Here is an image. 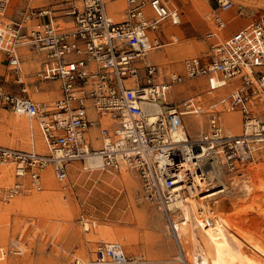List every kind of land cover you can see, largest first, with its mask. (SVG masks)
I'll return each mask as SVG.
<instances>
[{
    "label": "built area",
    "instance_id": "2783aa9c",
    "mask_svg": "<svg viewBox=\"0 0 264 264\" xmlns=\"http://www.w3.org/2000/svg\"><path fill=\"white\" fill-rule=\"evenodd\" d=\"M108 1L71 5L69 21H64L71 26H65L48 9L28 8L20 16H9L10 0H0V66L21 85L18 93L0 81V109L31 123L29 149L0 146V163H12L16 177L11 186L0 187V193L6 200L14 197L24 180L42 190L48 170L65 182L70 163L99 158L103 170L135 172L142 199L168 221L179 210L170 204L179 200L228 201L230 192L220 177L231 187L235 174L244 177L250 163L264 158V111L255 109V99H264V8L241 5L236 13L251 20L227 34L224 13L236 1L207 0L214 2V26L205 34L211 59L201 64L187 58L181 71L147 59L165 44L162 27L168 21L171 26L182 24L181 0H125L120 20L114 19ZM26 46L42 57L38 80L59 86L60 95L51 102L28 94L22 71ZM193 79H203L199 85L207 93L218 92V98L207 103L195 95L180 102L170 98L177 86ZM232 110L242 114L239 135L228 133L224 124V112ZM98 114L117 125L103 124ZM204 114L205 130L196 137L186 133V117ZM96 127L97 137L91 132ZM39 138L47 151L38 149ZM129 260L120 242L108 241L86 264Z\"/></svg>",
    "mask_w": 264,
    "mask_h": 264
},
{
    "label": "rangeland",
    "instance_id": "374dc122",
    "mask_svg": "<svg viewBox=\"0 0 264 264\" xmlns=\"http://www.w3.org/2000/svg\"><path fill=\"white\" fill-rule=\"evenodd\" d=\"M181 1L183 3L181 7L183 11L182 24L176 28V33L173 34L174 37L171 33H168L167 37L163 38L165 46L159 48L163 50L158 52L159 60L156 56H152V53L148 55L147 59L182 71L183 61L187 58L201 64L207 63L211 59V42L205 37V34L214 26L211 19L214 2L201 0L202 3L193 5L191 1ZM80 2L81 0H10L7 14L16 17L20 16L28 8H34L35 10L48 9L52 17L62 22L65 26H71V23L64 22L69 21L67 12L71 5L79 4ZM257 4L258 7H261L264 2L259 0ZM109 8L112 13L116 14V9L110 7V4ZM203 17L205 18L203 19ZM166 25H172L171 21H168ZM167 26L162 27L164 31ZM179 41H183L182 43L185 46L178 57L175 54V47ZM179 58L182 60H178ZM41 66L42 59L39 58L29 68V72H25L26 75H23V79L27 83L28 94L32 98L51 102L57 98L58 91L55 88H52L53 90L46 88V81L38 80L37 72ZM0 81L4 82L10 91L21 92V85L15 82L12 74L8 75L5 65L0 66ZM201 82L205 81L203 79H193L184 85L177 86L171 92L170 98L180 102L189 95H195L204 103L218 98L219 93L205 92V88L199 85ZM230 89L231 86L220 94L226 93ZM256 104H264L263 97L255 99ZM229 112L225 111L223 115L227 132L235 130L233 128L235 126L228 120L227 115ZM231 112L238 114L236 121H238L239 128L236 130L242 133L241 112L239 110H232ZM13 115L9 110L0 109V117L3 119H6V117L10 118ZM190 117H186V124H188ZM196 117L203 122L204 128L202 131H204L207 123L206 115ZM24 118L27 120L26 117ZM96 118L102 120L103 124H109L108 120L103 119V115L100 116L98 114ZM19 130L20 132L16 137L14 135L15 132L9 133V136L12 137V145L10 146L19 149H29L31 144L28 128ZM1 132L2 130H0ZM91 132L97 135L99 128H92ZM199 132L201 131L191 129L189 134L192 137H196ZM24 145L26 147L22 148ZM76 163L84 170V173H92L93 176L98 174V177L104 179L114 177L123 179L125 175H128L134 182L132 190H129L123 184L118 189L113 188L100 180L96 183L89 181L85 186L77 184L71 187L66 184L67 179L65 182H61L65 183L64 188H61L62 186L60 185H55L54 188L47 190L44 186L42 190L38 191L29 186L28 180H24L23 182L26 185L22 191L12 197V201L8 202L7 206L10 208L0 213V253L5 250V254H3L5 258L0 261V264H80L78 262L80 257L84 258L81 259L82 264H86V260L88 262L90 258L94 257L95 251L100 244L108 240L111 235L116 238V234H112L116 233V229L121 230L122 234L128 237V240L124 237L122 245L130 260L124 264H139L137 261L139 259H144L149 264H160V258L165 256L162 255L160 248V238L167 241V247L165 248L168 252L170 254L174 252L173 257L180 258L177 253L178 249L174 235L171 234L168 226H166L168 220L154 206L142 199L141 183L135 172L131 170L108 171L101 168L92 172L91 167L86 162ZM10 164L13 175V164ZM69 165L68 177L71 175ZM253 165H257L256 167H260L261 170L264 169V158L261 162L250 163L247 169L253 167ZM235 178L240 180L244 177H239L235 174ZM261 179L264 180V178ZM15 180L14 176H12V182L9 183L7 181L1 187L11 186ZM13 201L16 202L13 203ZM227 202L223 201L221 203ZM245 202L240 205L241 208H222L219 209V212L227 214L226 217L235 223L242 224L245 228L249 227L252 231L249 230L251 232H248L247 230L249 234L245 232V236L251 237L254 242L264 247V236L263 239L257 240V231L255 230L258 228L254 225L251 227L252 224L245 219L246 217L258 215L259 207L264 212V204H262L264 203V190L258 191ZM256 202L259 203L257 204ZM233 212L234 214H231ZM250 213L253 214L251 215ZM239 214H241L242 218ZM244 216L246 217L244 218ZM84 222H89L90 229H85ZM107 229L109 231L106 232L105 230ZM178 264L182 263L178 261Z\"/></svg>",
    "mask_w": 264,
    "mask_h": 264
},
{
    "label": "bare ground",
    "instance_id": "6f19581e",
    "mask_svg": "<svg viewBox=\"0 0 264 264\" xmlns=\"http://www.w3.org/2000/svg\"><path fill=\"white\" fill-rule=\"evenodd\" d=\"M195 1L200 2L201 0H195ZM108 2H109L108 5L110 4V7H114V9H116L117 7L119 8V9H116V11H120V13L119 14L116 13V16L115 15L113 16H114V19L120 20L122 18V15H123L122 13L124 10V6H122L121 1L120 0H109ZM196 5H198V3ZM204 18L205 17H203V19ZM181 21L183 22L182 19ZM179 42L178 44H176L177 46L175 47L176 48L175 54L178 57H179L180 51H182V49L185 46L182 43L183 41H179ZM39 58L42 59L39 52L30 50L29 47L27 46L24 47V63H22V71L24 73L29 72V68H31L32 64L34 65V62L38 60ZM178 60H181V58H179ZM224 91L225 90H223L222 92ZM215 93H218V92H215ZM255 109L256 111L263 112L264 104H256ZM237 115L238 114L231 112V111L227 115L229 122L233 126H235L233 127L235 130L229 129L230 131H228V133L232 135L241 134L240 132H238V130H236L239 128L238 121H236ZM24 117L23 115H13L10 118L6 117V119L5 118L1 119L0 125L2 126H0V130H2V132L0 133V146H9V147L14 148L13 146H10L12 145L11 143L12 137L9 136V133L15 132L14 135L16 137L17 134L20 132L19 129L23 130L27 127L28 132H29V137H30V124L31 123L28 120V118L26 120ZM103 119L108 120L109 124H111L112 126L117 125L113 119H110L106 116H103ZM203 128H204L203 122L196 116H191L189 118L188 124H185L186 133H189L191 129L202 132ZM95 136L97 137L99 135H95ZM39 141L40 143H38V149L43 152L47 151L44 146L45 144L44 140L42 138H39ZM98 142L99 141L97 139L96 144H98ZM24 147L26 146L24 145L22 148ZM88 165L91 167L92 172L100 168L102 169L101 167L102 162L100 161L99 158L88 160ZM254 165L253 167H249V169H246V172H245L246 175L244 176L243 179L238 180L237 178H235V181L231 187L230 185H228V183L225 180H223L222 177H220L219 182L222 184L224 190L230 192V197L227 203H221L223 201L210 202L209 200H198L197 201V200L190 199L186 201L179 200L177 203L170 204L172 208L174 209L176 208L179 210L176 212L173 219L171 218L169 219L170 222L168 221L166 226H168L171 234H173L172 232V229H173L175 235L179 238V241L183 249V255L179 254L180 255L179 259L176 257H173L174 252L170 254L168 250L165 248L167 247V241L160 238L159 242H160V248L162 250V255H165L163 256V258L162 257L160 258V262H161L160 264H178V261H180L181 263L183 261L186 264H264V247H261L262 245L260 246L259 243L258 245L256 242H254L251 237L248 238L247 236H245V232L248 233V232H251L252 230L249 229L247 225L246 226L248 228H245V226H243L242 224H237L234 221L230 220V218L226 217L227 214L225 215L224 213L219 212V209H222V208H238L243 202L251 198L252 195L256 194L260 190H264V180L261 179V178H264V177H261V176H264L263 174L264 171H262L264 169L261 170L260 167H256L257 165L256 166ZM11 167L12 166L9 162L0 163V187L1 185H4V183L7 181L9 183L12 182V176H14V173L12 175ZM69 168H70L69 171L71 172V175L70 177H68L66 184H69V186L71 187L77 184L80 186H82L83 184L85 186L86 184L89 183V181H92V182L94 181V183H96L98 180L102 181L103 183L107 185H111L113 188L115 187L117 189L121 187L122 184L127 186L129 190H132V187H133L134 182L128 175H125L123 179L117 178V177L110 178V179H104V178L98 177V174H96V176H93L92 173L91 174L84 173V170H82L79 167L78 163L76 162L70 163ZM46 173L47 174L44 177V180H45L44 186L46 187L47 190L54 188L55 185H60L62 186L61 188H64L65 183H61L58 180L56 181V179H54V176L52 175L50 170H48ZM14 178L16 179L15 176ZM195 193L196 191L192 192V194H195ZM12 200L13 198L6 200L5 197L2 195V192L0 193V213L10 208V207L8 208L7 204L9 201H12ZM15 202L16 201H13V203ZM59 203L61 202L59 201ZM246 204L245 206H247ZM231 214H234V212ZM241 214H239L240 217H241ZM245 217L246 216H244V218ZM245 219L250 224H252L251 227H253L254 225L258 228L257 230H255L257 231L256 239L257 240L263 239L264 212L262 211V209L259 207L258 215L253 216V217L251 216L246 217ZM84 227L85 229H90L89 222H84ZM105 231L107 232L109 230L107 229ZM115 232L116 233H112V232L111 233L116 234V238L111 235V237L108 238V240H105V242H108V241L120 242L121 241L120 243L122 244V241H124V237H126V235H123L121 230L119 229H116ZM126 239L128 240V237H126ZM18 251L21 252L20 250ZM3 254H5V250L3 251V253H0V261L5 258ZM81 259H84V258L80 257V261H79L80 264H82ZM86 263H87V260H86Z\"/></svg>",
    "mask_w": 264,
    "mask_h": 264
},
{
    "label": "crops",
    "instance_id": "0c3cea01",
    "mask_svg": "<svg viewBox=\"0 0 264 264\" xmlns=\"http://www.w3.org/2000/svg\"><path fill=\"white\" fill-rule=\"evenodd\" d=\"M121 1V3H122V6H124V8H125V6H126V2H125V0H120ZM188 1H191V3L193 4V5H196L197 3H201V1L200 2H198V1H195V0H185V2H188ZM207 1V0H206ZM236 1V5H235V7L232 9V10H230L229 12H226V13H224V15H225V17H228V20H229V24H228V32H227V34H229V33H232V32H234V31H236L237 29H239V28H241V27H243L245 24H247L250 20H251V17H248V16H240V15H238L236 12H237V10H238V8L241 6V5H249L250 6V8H252V7H255L254 8V10H261V9H263L264 8V5L263 6H261V7H258V1L259 0H235ZM261 1V0H260ZM263 2H264V0H262ZM118 6V5H117ZM182 6H183V3H182ZM250 8H248V9H250ZM116 9H119L118 7L116 8ZM120 12V11H119ZM115 16H116V14H114ZM233 18V19H232ZM179 27V25H175V26H167L166 28H165V31H166V37H167V34L168 33H171V34H174V33H176V28H178ZM165 36H163V38H164ZM163 46H165V44L163 45ZM162 46V47H163ZM161 48V47H160ZM162 52L163 50H161V49H155V50H153L152 51V56H156L157 57V59L159 60V58H160V56H159V53L158 52ZM163 54V53H162ZM182 60V59H181ZM45 87L46 88H51L50 90H53L52 88H55V89H57V91H58V96L57 97H59V95H60V89H59V86H58V84L56 83V82H53V81H46L45 82ZM56 99V98H55ZM46 102V101H45ZM1 119H2V117H0V122H1ZM28 136H29V132H28Z\"/></svg>",
    "mask_w": 264,
    "mask_h": 264
}]
</instances>
